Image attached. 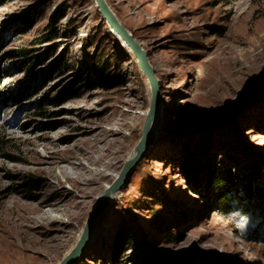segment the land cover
Returning a JSON list of instances; mask_svg holds the SVG:
<instances>
[{
  "label": "rangeland",
  "instance_id": "374dc122",
  "mask_svg": "<svg viewBox=\"0 0 264 264\" xmlns=\"http://www.w3.org/2000/svg\"><path fill=\"white\" fill-rule=\"evenodd\" d=\"M106 2L146 51L160 100L145 157L73 264H264V0ZM47 47L27 71L22 54ZM150 100L95 0H0V264H60ZM105 166L94 183L57 181Z\"/></svg>",
  "mask_w": 264,
  "mask_h": 264
},
{
  "label": "water",
  "instance_id": "95a60500",
  "mask_svg": "<svg viewBox=\"0 0 264 264\" xmlns=\"http://www.w3.org/2000/svg\"><path fill=\"white\" fill-rule=\"evenodd\" d=\"M100 14L107 21L111 29L126 43L131 49L132 53L137 59L138 65L143 74L148 79L151 100L146 114V118L143 124L142 136L137 143L138 152L131 159L125 161L120 173L116 179L105 188L101 196H99L95 208L83 227L82 233L75 244L73 250H71L60 262V264H73L85 251L92 235L95 220L98 213L101 212L105 203L110 200L112 192L118 190L128 179L133 166L143 159L148 150V146L151 141V133L149 126L151 122L158 115V106L160 100L159 93V81L155 75L154 69L148 60V55L142 46L136 41L134 36L123 26L114 12L110 9L106 0H95Z\"/></svg>",
  "mask_w": 264,
  "mask_h": 264
},
{
  "label": "trees",
  "instance_id": "16d2710c",
  "mask_svg": "<svg viewBox=\"0 0 264 264\" xmlns=\"http://www.w3.org/2000/svg\"><path fill=\"white\" fill-rule=\"evenodd\" d=\"M60 19H61L60 16L57 17L56 20H55L56 23H58ZM31 52L32 51L24 52V54H22L23 58H22V61H21L22 64L25 66V69L27 71H29L30 73H32L35 70V68H36V66H37V64L39 62L49 60L50 57L55 52V50H53L52 47H47V48H45V50L43 52H38L36 54H30ZM186 170L188 171L189 176L191 177V179L192 180H196L197 174L201 170V164H200L199 160L191 159V161L188 164H186ZM229 183H234V182H233V180H231L230 182H224V184L226 186V190L229 189V186H228V185H230ZM29 186L32 187L33 189H36L37 184H34L33 182H30Z\"/></svg>",
  "mask_w": 264,
  "mask_h": 264
},
{
  "label": "bare ground",
  "instance_id": "6f19581e",
  "mask_svg": "<svg viewBox=\"0 0 264 264\" xmlns=\"http://www.w3.org/2000/svg\"><path fill=\"white\" fill-rule=\"evenodd\" d=\"M156 119H157V117L151 122V124H150V126H149V130H150V133H151V139H152V135L155 133V129H156ZM118 132L117 131H115V132H112V134L113 135H115V134H117ZM120 133V132H119ZM108 136H110V135H108ZM117 139L116 140H114V142H116L117 140H118V137H116ZM151 142V141H150ZM138 147H137V145L132 149V150H130L128 153H127V158H126V160H128V159H131V158H133L134 156H135V154L138 152ZM113 153H110V156L112 155ZM103 156V154L102 155H100L99 156V158H98V160L101 158ZM94 160L96 161L97 160V158H94ZM76 167L77 168H80V170L82 169V170H84L85 171V168H86V164H84V163H78L77 165H76ZM106 169H108V166H105L100 172H94L93 173V176L92 177H90V178H86L85 177V175H83L82 173H78V172H76V176L75 177H73L72 179H70V178H68V177H66L65 175H61L59 178H58V183L59 184H62V183H65V182H68L69 180H70V182L73 180L75 183H77V184H79L83 179L82 178H84V180L85 181H87V182H89V183H94L96 180H101V179H103L104 177H106L107 176V173H106ZM85 174H87V173H85ZM118 176V175H117ZM111 184V183H110ZM109 184V185H110ZM72 185V184H71ZM108 185V186H109ZM107 186V187H108ZM88 190L89 191H91V192H93L94 190L93 189H89L88 188ZM80 191L81 192H84V191H87V188H85V187H83V188H81L80 189ZM112 195V194H111ZM111 195H110V197H111ZM74 248V247H73ZM73 250V249H72Z\"/></svg>",
  "mask_w": 264,
  "mask_h": 264
}]
</instances>
